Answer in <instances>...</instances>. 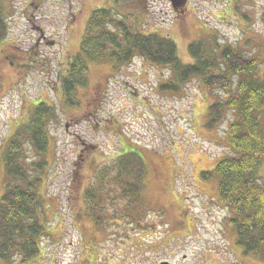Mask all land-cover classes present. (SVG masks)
Returning a JSON list of instances; mask_svg holds the SVG:
<instances>
[{
  "label": "rangeland",
  "instance_id": "1",
  "mask_svg": "<svg viewBox=\"0 0 264 264\" xmlns=\"http://www.w3.org/2000/svg\"><path fill=\"white\" fill-rule=\"evenodd\" d=\"M0 5L9 24L0 43V199L14 185L2 155L10 135L31 122L38 101L48 102L56 114L47 125L50 163L39 187L48 233L29 264H264L238 245L230 211L218 199L217 178L203 174L233 155L225 135L234 113L218 129L206 126L215 92L195 78L178 94L162 92L158 86L171 77L170 68L141 56L120 71L106 60L89 63L87 85L76 94L79 105L66 104L59 79L62 66L80 51L93 11L102 7L142 32L171 36L183 62L193 61L192 43L215 41L260 56L263 71L264 0H0ZM91 111L94 116L87 117ZM124 145L144 154L140 187L129 186L137 176L116 168ZM25 150L28 162L39 161L31 143ZM260 176L264 184V165ZM98 185L97 201L87 200L86 190ZM0 264L22 260L0 258Z\"/></svg>",
  "mask_w": 264,
  "mask_h": 264
},
{
  "label": "trees",
  "instance_id": "2",
  "mask_svg": "<svg viewBox=\"0 0 264 264\" xmlns=\"http://www.w3.org/2000/svg\"><path fill=\"white\" fill-rule=\"evenodd\" d=\"M112 11L107 7L93 11L80 51L71 55L67 66L59 71L66 104H80L76 94L87 85L85 73L89 63L106 60L115 71H120L136 56L154 66L170 68L171 77L158 86L162 92L178 94L193 78L209 92H215L217 99L209 105L206 126L218 129L228 113H234L225 135L233 155L219 160L213 170L203 174L206 179L217 178L218 199L230 211L229 224L238 245L246 254L264 260V184L260 182L264 165V70L261 71L260 56L251 57L237 47L221 46L215 41L194 42L189 45L193 61L183 62L171 36L142 32ZM8 34V20L0 5V43ZM218 92L224 96H218ZM32 109L29 125L10 135L2 153L8 178L14 185H7L0 199V258L10 260L19 256L22 264L39 257L42 238L48 233L39 187L50 163L47 125L56 117L46 101L36 102ZM94 113L91 111L87 117ZM28 143L41 156L38 162H28L30 157L25 150ZM138 151L136 146L124 145L116 155L120 173L138 177L130 187H140V170L146 172L144 154ZM98 188L99 185L87 189L86 199L96 202ZM130 191L132 195L135 193Z\"/></svg>",
  "mask_w": 264,
  "mask_h": 264
},
{
  "label": "water",
  "instance_id": "3",
  "mask_svg": "<svg viewBox=\"0 0 264 264\" xmlns=\"http://www.w3.org/2000/svg\"><path fill=\"white\" fill-rule=\"evenodd\" d=\"M162 264H167V263H162Z\"/></svg>",
  "mask_w": 264,
  "mask_h": 264
}]
</instances>
